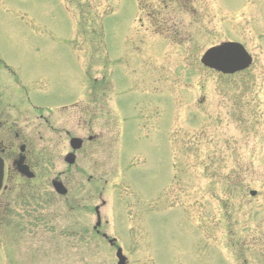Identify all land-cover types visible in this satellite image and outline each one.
Returning a JSON list of instances; mask_svg holds the SVG:
<instances>
[{"label":"rangeland","instance_id":"374dc122","mask_svg":"<svg viewBox=\"0 0 264 264\" xmlns=\"http://www.w3.org/2000/svg\"><path fill=\"white\" fill-rule=\"evenodd\" d=\"M224 42L248 70L201 64ZM0 87L1 132L84 141L0 199L25 222L2 264H264V0H0Z\"/></svg>","mask_w":264,"mask_h":264},{"label":"flooded vegetation","instance_id":"af4514ba","mask_svg":"<svg viewBox=\"0 0 264 264\" xmlns=\"http://www.w3.org/2000/svg\"><path fill=\"white\" fill-rule=\"evenodd\" d=\"M2 89H0V157L4 161V182L0 191V199L6 193H12L14 189L12 185L13 181H21L23 184L34 182L38 179L39 171L43 167L54 168L57 160H61L65 168L69 170V168L78 162V157L84 147V141L80 138L82 140L81 146L76 149L72 142L74 136H71L68 131H51L47 132L48 134L41 132L23 133L18 132L16 128L11 126L7 132H1L2 129L6 130L8 125L18 124L17 119H13L8 116L7 112L5 113V109L8 106L13 107V104H10L7 100V93L4 87ZM23 94L26 97L27 91L25 89H23ZM14 103L16 107L22 103V105L26 104L33 109L32 116L28 113L24 117L25 123L39 122L41 124L40 120L43 116L40 113V107L36 106L34 101L26 97L23 102L17 101ZM62 108L67 109V106H63ZM30 120L31 122H29ZM89 140L91 141L92 138H89ZM10 162L11 166H9ZM22 167H27L28 171L34 174V177L28 178L22 175L20 172V168ZM63 174L56 175L55 180L61 181ZM64 186L66 187L65 184ZM10 206V202L0 204V230L5 234L4 236H0V249L4 248L5 251L13 252V247L18 246L17 249H19L21 240H23L25 222L20 214H15V216L14 213L10 212ZM96 234L102 239L109 241V238L105 237L99 230H96ZM113 246L115 247V244L111 245V247ZM0 264H2L1 259Z\"/></svg>","mask_w":264,"mask_h":264},{"label":"water","instance_id":"95a60500","mask_svg":"<svg viewBox=\"0 0 264 264\" xmlns=\"http://www.w3.org/2000/svg\"><path fill=\"white\" fill-rule=\"evenodd\" d=\"M253 59L250 54L246 51L243 45L237 42H224L218 46H214L208 49L201 58V63L206 68L215 70L224 75H233L248 69L252 65ZM75 148L78 149L81 146L82 141L80 139H73ZM20 172L28 177H33V175L28 172L27 168H20ZM4 179V163L0 159V190L3 185ZM55 191L60 195H66L67 190L64 188L62 183L55 181L53 183ZM256 192H251L254 196ZM97 214L98 223L97 226L101 225L99 208L95 209ZM105 237H107L105 235ZM110 244H114L115 240H110ZM116 257L118 259L117 264H127V258L124 256L120 248L117 249Z\"/></svg>","mask_w":264,"mask_h":264}]
</instances>
